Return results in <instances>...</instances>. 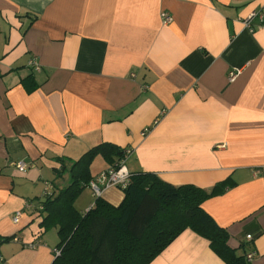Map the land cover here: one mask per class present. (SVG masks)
I'll return each instance as SVG.
<instances>
[{
	"label": "crops",
	"instance_id": "crops-1",
	"mask_svg": "<svg viewBox=\"0 0 264 264\" xmlns=\"http://www.w3.org/2000/svg\"><path fill=\"white\" fill-rule=\"evenodd\" d=\"M104 141L129 172L229 179L202 207L264 264V0H0V264L52 262L56 228L24 209L46 184L35 201L26 181ZM101 196L116 206L123 191ZM148 264L227 263L185 228Z\"/></svg>",
	"mask_w": 264,
	"mask_h": 264
},
{
	"label": "trees",
	"instance_id": "trees-1",
	"mask_svg": "<svg viewBox=\"0 0 264 264\" xmlns=\"http://www.w3.org/2000/svg\"><path fill=\"white\" fill-rule=\"evenodd\" d=\"M125 151L107 141L91 146L70 167L69 184L27 210L44 214L43 229L56 228L59 253L50 264H148L185 228L208 239L227 264H250L244 252L238 254L228 245L227 230L202 207L203 201L226 189L229 179L205 190L192 183L172 184L151 171L129 172L118 205L95 196L86 211H78L74 203L81 181L86 185L92 178L88 166L93 158L101 156L113 167Z\"/></svg>",
	"mask_w": 264,
	"mask_h": 264
},
{
	"label": "rangeland",
	"instance_id": "rangeland-1",
	"mask_svg": "<svg viewBox=\"0 0 264 264\" xmlns=\"http://www.w3.org/2000/svg\"><path fill=\"white\" fill-rule=\"evenodd\" d=\"M76 158L74 159L66 158L62 161L58 160V164L55 166L57 169H59V172H56L51 167H48L47 165H44V163H42L41 169L42 171H44V173L41 175V177L39 178L36 177V179H33V181H26L27 183L33 182L32 186H30L31 189L29 191L30 192L29 195L32 198L36 196L35 198H33V200L36 201L37 196H41L43 194L44 186L46 183H49L51 185L50 187L51 193H52V188H54L53 189L54 195L58 193L60 188H64L65 186H67L70 182L69 166L70 164H73ZM132 159L133 158H130L129 161L125 160V163H127L128 166H130ZM62 165H64V167L61 169ZM106 165H107V162L105 159H103L101 156H96L88 166L89 173L94 177L95 174H97V172H99ZM81 185L83 186H82L81 192L78 195L79 198L78 197L77 198H78V204H79L78 206L81 208L80 210L82 211V210H86V208L92 205L94 195L92 191L90 190V188L87 186V184L85 185L84 181H81ZM21 190L26 191V188L22 186ZM41 199H44V198H41ZM49 229H54V228H49ZM22 230L23 229H20L18 233L22 232ZM51 231H55V229L50 230L49 232Z\"/></svg>",
	"mask_w": 264,
	"mask_h": 264
},
{
	"label": "built area",
	"instance_id": "built-area-1",
	"mask_svg": "<svg viewBox=\"0 0 264 264\" xmlns=\"http://www.w3.org/2000/svg\"><path fill=\"white\" fill-rule=\"evenodd\" d=\"M161 17L163 18L164 22H168L171 20L170 15H168L166 12H162ZM261 17L263 18V16ZM29 64L32 65L33 67H36V69L39 68L38 64L33 60H31ZM230 76H233V72H230ZM126 152L127 151H125L123 158L119 161V163L116 166L108 167L100 171L98 174H96L88 181L87 186L92 191L94 197L101 196L102 193L111 186L117 187L119 189H122L123 187L126 186L129 180V171L124 165ZM11 164L15 165L16 168H18L19 170L24 171L26 169V164L23 161L11 162ZM49 189H50V185L49 183L48 184L46 183L45 193H44L45 195H48L50 193ZM33 207L34 204L32 203V201L25 202L24 205L25 210L31 209ZM39 208H41V206H39ZM22 214H23L22 209L15 211L12 217V222L17 223L19 221V218L22 216ZM246 237L250 238V234H247ZM58 253L59 250L56 248L53 254L56 255ZM252 256H253V252L246 254V258L248 260H250Z\"/></svg>",
	"mask_w": 264,
	"mask_h": 264
}]
</instances>
